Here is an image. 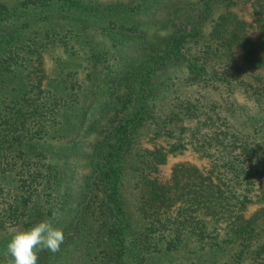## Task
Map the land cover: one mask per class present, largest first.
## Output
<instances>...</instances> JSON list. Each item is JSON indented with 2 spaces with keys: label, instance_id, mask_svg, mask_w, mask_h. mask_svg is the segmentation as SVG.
Wrapping results in <instances>:
<instances>
[{
  "label": "trees",
  "instance_id": "1",
  "mask_svg": "<svg viewBox=\"0 0 264 264\" xmlns=\"http://www.w3.org/2000/svg\"><path fill=\"white\" fill-rule=\"evenodd\" d=\"M231 1L18 0L9 5L0 0V227L19 223L28 229L50 216L43 202L56 170L45 159L41 139L59 124L61 109L71 101L25 68L39 61L44 49L65 46L70 38H91L93 26L112 41L118 34L136 37L140 54L125 58L119 75L110 78L100 103L105 125L93 143L89 171L74 192L77 207L56 226L65 236L60 249L74 241L82 264H126L130 255L144 258L132 254L129 237L142 252L191 241L209 254L232 247L230 255L238 262L264 264V0H249V20L228 10ZM217 2L222 10L213 15ZM147 9L151 17L158 13L163 32L140 26ZM167 61L182 62L187 82L210 85L222 100L238 86L253 106L246 110L250 127L241 129L219 111H232L228 100L202 105L198 97L181 98L164 114L153 112L147 96ZM247 69L253 82L242 78ZM147 121L150 135L164 144L144 148L135 166L143 184L138 207L144 224L134 234L118 190L121 154ZM186 148L199 163L175 162L165 180L157 179L166 154ZM52 254L39 251L37 264H46Z\"/></svg>",
  "mask_w": 264,
  "mask_h": 264
},
{
  "label": "rangeland",
  "instance_id": "2",
  "mask_svg": "<svg viewBox=\"0 0 264 264\" xmlns=\"http://www.w3.org/2000/svg\"><path fill=\"white\" fill-rule=\"evenodd\" d=\"M4 1L9 5L18 2V0ZM220 10H222V4L215 3L213 15ZM228 10L234 13L236 18L250 19L249 0H233L229 3ZM157 12L162 14L164 9L160 8ZM150 13V9L145 11L141 17L143 24L140 26L151 33L156 30L160 33L163 32L164 29H159V17L156 15L158 13L153 17ZM34 27L35 25H30V28ZM207 29L208 25L205 23L204 30ZM88 32L91 34V38L88 37L90 40L75 37V40L68 39L65 46L44 49L41 57L38 58L39 61H34L25 68V70H31L32 75H40V82L44 86L51 87L57 93H62L71 100L68 106L61 109L59 124L50 129L49 133L41 139V143L46 149L45 159L51 162L56 170V176L52 182L53 189L51 188L47 200L43 202L45 210L47 207L50 209V216L47 220L52 221L54 226H58L61 220L71 216L77 207L74 192L81 188L83 178L89 171V158L93 143L99 137L98 132H102L101 128L105 125L104 118L101 117L100 103L106 95L105 92L108 91L110 78L119 75V65L125 58L140 54L134 44L136 37L134 39L122 38L124 35L118 34V39L112 41V37L104 35L99 27L93 26L88 27ZM93 59L96 62H93ZM234 63L242 65L235 58ZM19 68L21 71V67ZM185 71L184 65L179 61H167L157 71L146 100L148 106L151 103L155 104L153 112L164 114L169 106L172 107L173 103L181 98L195 101V97H198L197 101H202V105L210 100H222L221 94L218 95L210 85L199 86L187 82L183 78ZM241 75L244 81L253 82L250 70L242 71ZM71 81L74 86H70ZM75 84L79 86L75 87ZM73 91L75 92L74 101ZM223 100L225 104L227 100L230 102L232 111L228 112V108L226 112L221 107L219 111L228 113L229 121L238 124L241 129H248L250 121L246 118V110L253 109V106L250 101L242 97L239 87L235 86L231 97H226ZM151 127L149 121L138 126L134 133V139L121 154V175L118 190L134 234L144 224L138 207V202L142 201L139 194L143 184L139 175H136L138 169H135V166L140 165L138 161L143 156L144 148L154 147L155 144H164V141H160L158 137L150 135ZM180 161L199 163L188 148L179 152L167 153L164 162L158 165V170L155 172L157 179L165 180L172 164ZM1 182H6V179ZM10 183H4V189ZM2 191L6 197V192ZM19 230L26 229L19 223L0 227V258L4 264H11L6 244L14 232ZM128 241L132 254L134 256L135 253L137 256L144 255V258L138 260L130 255L126 264H223L226 260L228 264H247L246 260L238 262L231 257L232 247L209 254L201 248H195L191 241H186L185 245H180L175 249L161 248L156 251L142 252L139 244L131 237L128 238ZM81 253V249L74 241H70L60 251L50 255L46 264H82Z\"/></svg>",
  "mask_w": 264,
  "mask_h": 264
},
{
  "label": "clouds",
  "instance_id": "3",
  "mask_svg": "<svg viewBox=\"0 0 264 264\" xmlns=\"http://www.w3.org/2000/svg\"><path fill=\"white\" fill-rule=\"evenodd\" d=\"M64 240L63 230L46 219L26 230L14 232L6 244V251L11 264H37L39 251L46 249L56 253Z\"/></svg>",
  "mask_w": 264,
  "mask_h": 264
}]
</instances>
